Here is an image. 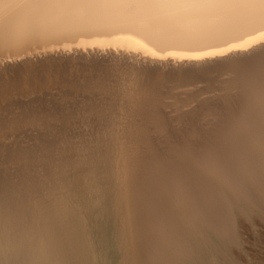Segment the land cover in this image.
<instances>
[{
	"label": "bare ground",
	"instance_id": "obj_1",
	"mask_svg": "<svg viewBox=\"0 0 264 264\" xmlns=\"http://www.w3.org/2000/svg\"><path fill=\"white\" fill-rule=\"evenodd\" d=\"M79 201L110 264L234 263L264 215V3L0 0V264H96Z\"/></svg>",
	"mask_w": 264,
	"mask_h": 264
},
{
	"label": "rangeland",
	"instance_id": "obj_2",
	"mask_svg": "<svg viewBox=\"0 0 264 264\" xmlns=\"http://www.w3.org/2000/svg\"><path fill=\"white\" fill-rule=\"evenodd\" d=\"M79 202H80V204H82V202H83L82 205L84 206V208L88 212L90 211V214L89 213L88 214H89V216L91 218L90 219V226L92 225L91 228L93 229L91 231L92 234L90 235V238H92V239H90V240L91 241H94L93 244L96 243V245L95 244L94 245L91 244V245H92L93 249L96 247L97 251H99V252H97L96 249H94V252L96 254V260H97V261L95 260L96 261L95 263L96 264H99V263L100 264H110L109 263L110 261L107 260V257H106V254H105V249L103 248L104 247V243H103V238L102 237L103 236L105 237V234H106V236L108 235V237L113 236V225L111 224V221H110V219L108 217H105L104 215L101 214V209L99 210V207L98 206L95 205L96 208L91 209L90 206H87L88 204L86 205V202L85 201H79ZM253 212H252L251 217L255 216L257 219H255V217H254V219H251V218L249 219V220H251L250 222H249L248 219H247L248 222H245L247 220H242V218H241L240 221H239V223H238V224H240V223L242 224V222H243V224L242 225L240 224V226L238 225L239 227L237 228V230H238L237 232H238V235H239V241H238L237 244H241V245H237L238 248H237L236 245H235V247L233 246V248L231 247V250L228 252L229 254L227 253V257L228 256L230 257L231 255H233V257H230L231 258L230 261L231 262L234 261V263L236 262L235 264H264V217H262L264 215L261 214V216H260V213L258 212V210L257 211L255 210ZM95 214H96V216H95ZM257 215H259L258 217L260 219L257 217ZM102 216H104V217H102ZM102 218H103V221H102ZM253 220H255V221H253ZM98 221L100 222V225H99ZM251 223H253V224H251ZM95 226L97 228L94 229ZM96 229H99V230H96ZM239 229H240V231H239ZM102 231L104 232V235L101 234V233H103ZM99 232H100L101 236H99L100 235ZM240 233H243V235L240 234ZM240 235H242V236H240ZM94 236H95V238H94ZM100 237H101L102 240L100 239ZM240 237H242V239ZM93 239H95L97 241H95ZM91 241H90V243H92ZM242 241H243V243H242ZM101 244H102V247H101ZM98 249H100V250H98ZM224 250H226V249L223 248V251ZM232 250H234L235 253ZM226 252H227V250H226ZM97 253L100 254L99 257L102 260L99 259V258H97V256H98ZM104 257H105V259H104ZM227 259H229V258H227Z\"/></svg>",
	"mask_w": 264,
	"mask_h": 264
},
{
	"label": "snow or ice",
	"instance_id": "obj_3",
	"mask_svg": "<svg viewBox=\"0 0 264 264\" xmlns=\"http://www.w3.org/2000/svg\"><path fill=\"white\" fill-rule=\"evenodd\" d=\"M24 2L31 3H61L72 2V0H24ZM159 2H179V0H159ZM244 2L255 3L257 0H244ZM260 3H264V0H258Z\"/></svg>",
	"mask_w": 264,
	"mask_h": 264
}]
</instances>
